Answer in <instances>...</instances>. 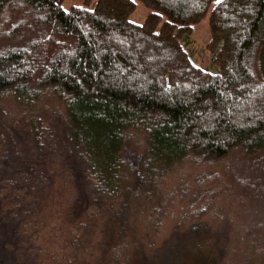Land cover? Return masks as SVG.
<instances>
[{
    "label": "trees",
    "instance_id": "trees-1",
    "mask_svg": "<svg viewBox=\"0 0 264 264\" xmlns=\"http://www.w3.org/2000/svg\"><path fill=\"white\" fill-rule=\"evenodd\" d=\"M66 1L0 0V264H264V0Z\"/></svg>",
    "mask_w": 264,
    "mask_h": 264
},
{
    "label": "rangeland",
    "instance_id": "rangeland-1",
    "mask_svg": "<svg viewBox=\"0 0 264 264\" xmlns=\"http://www.w3.org/2000/svg\"><path fill=\"white\" fill-rule=\"evenodd\" d=\"M76 1L77 0H68L63 4V7H68L70 3ZM147 12L148 9L144 5L137 3L135 10L130 14L129 18L132 21L140 23L145 19ZM208 37H209V33H208L207 20L202 19L194 25L188 41L184 44V48L188 52L189 58L193 63L209 71H216L217 67L216 65L213 64L211 60V55L205 48V43L208 40ZM219 212L220 213L217 212V214H219L217 218L220 216L219 220H222L224 217H228L233 224H236L237 220L239 219V213L236 211L234 205L227 198L225 200H222L219 206ZM238 222L240 224H245V221L243 220L240 221L238 220ZM52 224H56V223L52 222ZM239 244H240L239 247H241V243ZM231 246L233 248L236 247V245L234 244Z\"/></svg>",
    "mask_w": 264,
    "mask_h": 264
}]
</instances>
